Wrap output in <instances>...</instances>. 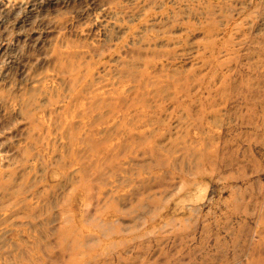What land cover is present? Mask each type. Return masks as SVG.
I'll return each mask as SVG.
<instances>
[{"label":"rangeland","instance_id":"rangeland-1","mask_svg":"<svg viewBox=\"0 0 264 264\" xmlns=\"http://www.w3.org/2000/svg\"><path fill=\"white\" fill-rule=\"evenodd\" d=\"M0 264H264V0H0Z\"/></svg>","mask_w":264,"mask_h":264}]
</instances>
